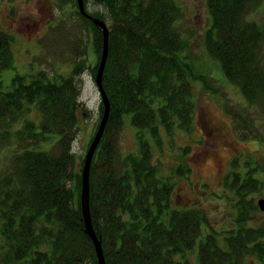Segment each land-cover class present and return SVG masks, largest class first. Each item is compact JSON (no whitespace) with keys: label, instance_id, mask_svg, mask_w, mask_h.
Segmentation results:
<instances>
[{"label":"trees","instance_id":"1","mask_svg":"<svg viewBox=\"0 0 264 264\" xmlns=\"http://www.w3.org/2000/svg\"><path fill=\"white\" fill-rule=\"evenodd\" d=\"M70 1L93 35L97 61L89 69L95 77L104 35L80 12L78 1ZM89 2L106 12L89 11ZM84 3L109 26L103 85L111 108L90 169V210L106 264H194L188 254L198 240V264H247L252 254L254 264H264V229L251 225V211L261 199L257 204L255 193L264 190L257 167L248 161L241 171L239 158L233 160L225 183L235 195L237 226L222 237L203 233L204 224L210 227L206 213L196 205L181 206L175 181L158 174L145 130L159 143L161 126L190 131L197 109L193 80L206 83L207 78L180 55L186 45L175 26L180 6L175 0ZM263 3L207 0L213 28L206 44L247 101L264 109V20L248 19ZM12 42L11 33L0 28V74L14 67ZM82 67L79 61L57 82L43 70L29 80L16 74L13 90H0V140L4 147L13 143L0 172V264H98L82 209L85 154L73 151L83 107L77 77ZM103 111L101 102L87 149ZM125 113L138 128V153L124 154L120 147ZM53 133L59 135L54 149L41 150L40 142ZM178 171L191 172V167L181 162Z\"/></svg>","mask_w":264,"mask_h":264},{"label":"rangeland","instance_id":"2","mask_svg":"<svg viewBox=\"0 0 264 264\" xmlns=\"http://www.w3.org/2000/svg\"><path fill=\"white\" fill-rule=\"evenodd\" d=\"M175 1L182 10L175 26L186 41L180 55L191 63L196 74L206 75V83L193 80L197 109L190 131L176 127L170 132L161 126V143L153 138L149 129L145 134L152 146L158 174L171 176L175 181L181 206H199L210 223V227L203 225V233L212 231L222 237L237 226L235 195L225 183L232 171L233 160L239 158L238 170L241 171L248 167L249 161L250 167H257L256 177L264 181V109L247 101L240 88L226 75L221 61L208 51L206 38L213 25L207 0ZM87 9L106 12L104 6L93 2H89ZM248 19L262 22L264 3L250 13ZM0 28L13 36L14 56V67L0 74L2 91L13 90L16 74L29 80L31 75L43 70L50 80L57 82L70 76L79 61L83 62L77 76L82 85L83 107L79 112L80 128L73 151L78 155L86 154L100 119L101 95L89 69L97 61L93 35L76 14L74 3L70 0L63 4L60 0H0ZM34 112L35 116L39 115L37 109ZM207 119L224 126L221 137L209 135ZM137 130L132 114L125 113L120 135L124 154L139 152ZM58 138L57 133L51 134L40 142L39 148L52 151ZM3 144L0 140V172L13 143L5 147ZM181 162H187L191 172H179ZM255 197L258 204V199L264 198V190L255 193ZM251 216L254 218L251 225L264 229V209L260 206L253 209ZM198 244L199 240L194 249L197 252ZM195 251L188 255L194 264H198ZM254 259L255 255H248L246 263L254 264L257 262Z\"/></svg>","mask_w":264,"mask_h":264},{"label":"water","instance_id":"3","mask_svg":"<svg viewBox=\"0 0 264 264\" xmlns=\"http://www.w3.org/2000/svg\"><path fill=\"white\" fill-rule=\"evenodd\" d=\"M77 1H78L80 12L86 17L92 19L95 25L100 27L104 35V45H103V50L101 54V59H100L98 70L95 75V81H96L99 93L101 95V100L104 106V111H103L99 126L97 128V131L94 134L93 139L90 143V146L85 154V160H84V166H83L81 199H82V209H83V215H84L86 227L95 244L97 257H98V264H106L102 242L95 231L93 221H92L91 210H90V169H91L95 151L98 148L101 138L103 136V133L105 131V127H106V124L109 118L110 108H111L109 97L103 85V75L105 71L106 62L108 59V50H109L108 48L109 26L104 19L93 16L86 10L84 0H77ZM259 205L261 209H264V198H261L259 200Z\"/></svg>","mask_w":264,"mask_h":264},{"label":"flooded vegetation","instance_id":"4","mask_svg":"<svg viewBox=\"0 0 264 264\" xmlns=\"http://www.w3.org/2000/svg\"><path fill=\"white\" fill-rule=\"evenodd\" d=\"M206 126L211 137H221L222 131L225 129L224 126L216 124L209 119L206 120Z\"/></svg>","mask_w":264,"mask_h":264}]
</instances>
